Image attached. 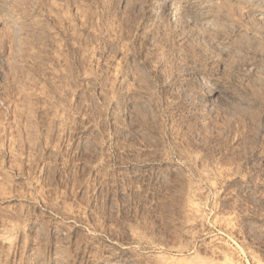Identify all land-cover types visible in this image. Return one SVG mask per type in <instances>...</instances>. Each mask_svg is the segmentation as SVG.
Returning a JSON list of instances; mask_svg holds the SVG:
<instances>
[{
    "label": "rangeland",
    "instance_id": "374dc122",
    "mask_svg": "<svg viewBox=\"0 0 264 264\" xmlns=\"http://www.w3.org/2000/svg\"><path fill=\"white\" fill-rule=\"evenodd\" d=\"M262 19L0 0V264H264Z\"/></svg>",
    "mask_w": 264,
    "mask_h": 264
},
{
    "label": "bare ground",
    "instance_id": "6f19581e",
    "mask_svg": "<svg viewBox=\"0 0 264 264\" xmlns=\"http://www.w3.org/2000/svg\"><path fill=\"white\" fill-rule=\"evenodd\" d=\"M193 1H196V0H193ZM198 1V0H197ZM199 2H200V0H199ZM159 14V13H158ZM263 15V14H262ZM191 17H193V16H191ZM260 17V16H259ZM194 19V18H193ZM196 19V18H195ZM202 19V18H201ZM197 20H199V19H197ZM263 20V19H262ZM264 21V20H263ZM257 68V67H256ZM257 69H259V68H257ZM216 89V88H215ZM212 91V90H211ZM216 91V90H215ZM218 91V90H217ZM217 91L216 92H213L212 91V93H209L208 94V96H209V98L211 99V102L214 104V105H216V106H219V105H221L222 103H224V101H223V98L221 97V96H219L218 95V93H217ZM220 94V93H219ZM225 94V93H224ZM221 95H223L222 93H221ZM224 96V95H223ZM225 104V103H224Z\"/></svg>",
    "mask_w": 264,
    "mask_h": 264
}]
</instances>
